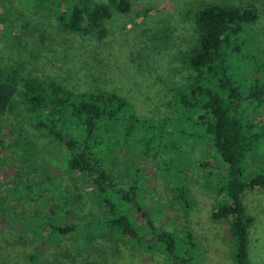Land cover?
<instances>
[{"label":"rangeland","instance_id":"1","mask_svg":"<svg viewBox=\"0 0 264 264\" xmlns=\"http://www.w3.org/2000/svg\"><path fill=\"white\" fill-rule=\"evenodd\" d=\"M89 1L108 3V0ZM68 2L0 0V78L5 72H18L23 78L36 75L51 79L74 92L113 91L127 99L128 108L138 118L148 119L146 127L142 128L139 141L129 140L131 148L125 150L124 160L121 162L113 157L104 169L115 177L125 176L128 184H134L135 177L139 178L138 203L159 231L166 230L177 237L191 232L195 246L189 253L192 258L189 263L233 264L227 227L211 219L213 207L224 201L217 191L222 168L217 153L205 135H195L199 131L188 123V114L184 113L181 128L173 125L156 131L157 128L151 126L177 119L174 108L178 107V102L173 90L194 74L182 64L181 55L195 45V16L206 5L245 4L257 8L258 21L240 37L239 42L231 43L232 47H238V51L226 50L225 64L228 75L241 89L248 88L252 78L255 80L263 76L264 0H130L128 13H119L111 8V18L104 22L107 36L100 40L96 33L81 35L61 29L57 17L67 10ZM256 71L262 73L256 75ZM17 90H21L20 84ZM173 96L177 105L173 102L170 106L168 102ZM15 100L17 106L12 118L21 123L38 153L44 156L46 148L52 150L51 147L57 146L60 153L54 151L55 154L67 155L65 145L33 129L32 120L23 112L22 96L16 94ZM251 113L264 130V107L258 113ZM181 129L183 134H176ZM3 130H6V125ZM11 157L10 164L14 168L5 166L0 172V200L5 195L1 193L3 190L11 187L12 182L19 183L17 173L26 184L45 180V176L30 174L25 167H21L18 154ZM44 163L42 172L48 174L52 182L60 181L64 188L63 201L67 203L61 201L57 204L59 222L68 226L74 216H92L95 222L105 221L99 197L88 182L82 184L71 178L61 166ZM243 167L244 180L264 168V146L249 156ZM207 172L210 173L209 179L204 177ZM167 183H172V187L186 186V198L190 205L184 210L179 200L169 193ZM241 200L245 213L254 219L248 230L250 264H264V189L245 192ZM45 201L57 203L45 190L34 196L30 208ZM2 210V213L6 211L5 208ZM9 225L13 226L15 234L4 221L0 222V264H26L25 250L31 253L35 246L18 244L17 224ZM105 230V233L111 234L106 227ZM108 234L104 235L105 238H113L97 239L88 248L69 238H61L51 248L39 242L36 246H42L40 248L44 253L41 256L45 263L55 260L62 264L169 263L158 245L150 250L141 248L134 251L118 241L116 230L112 231L111 237ZM2 239L19 246L16 252L8 249L4 260L2 250L8 243Z\"/></svg>","mask_w":264,"mask_h":264},{"label":"trees","instance_id":"2","mask_svg":"<svg viewBox=\"0 0 264 264\" xmlns=\"http://www.w3.org/2000/svg\"><path fill=\"white\" fill-rule=\"evenodd\" d=\"M111 8L119 13H128L131 2L108 0L105 5L89 0H69L67 10L59 13L57 22L63 31L81 35L96 33L100 40L107 36L104 22L111 18ZM258 19L259 12L254 5L212 3L200 9L195 16V45L181 55L182 64L194 74L173 90L178 102L176 109L173 106L177 119L151 126L157 128L156 131L173 125L181 128L184 113L188 114V123L199 131L195 135H205L217 153L222 166L217 191L224 201L213 207L211 219L227 227L233 264H250L248 230L254 219L245 213L242 195L264 189L263 167L258 173L243 179L246 160L264 146V130L251 113H258L264 107V72L260 79L252 78L248 88L241 89L227 73L225 51H238V47H232L231 43L239 42ZM256 73L260 75L262 71ZM18 84L20 91L17 90ZM16 94L22 96L23 112L32 120L33 129L65 145L67 155L55 154L54 151L60 153L57 146L51 147L52 150L46 148L44 156L38 153L21 123L12 118L17 106ZM174 98L168 105L176 103ZM128 105L127 99L113 91L74 92L51 79L36 75L23 78L18 72L2 74L0 172L5 166L14 168L10 162L13 160L11 156L16 153L21 167H25L30 174L45 176L43 181L40 179L26 184L17 173L19 183L12 182L11 187L1 192L5 195L0 200V222L10 226L14 234V228L9 224L16 223L17 243L35 246L31 253L25 250L26 264H62L58 260L45 263L41 256L44 251L40 247L47 244L51 248L61 238H69L88 248L97 239H112L113 230L118 232V241L129 245L131 250H150L158 245L162 247L161 253L169 261L168 264H193L189 263L192 259L189 253L195 246L191 232L177 237L166 230L159 231L138 203L139 178L135 177L134 184H128L125 176L115 177L104 169L113 157L121 162L124 160L125 150L131 148L130 139L139 141L142 138V128L146 127L148 119L138 118ZM5 125L6 130H3ZM147 126L150 130L151 127ZM183 132L181 129L176 134ZM43 162L48 166H61L80 183L88 182L99 197L105 221L95 222L92 216H74L68 226L59 222L57 204L64 202V188L60 181L52 182L51 177L42 172ZM209 175L207 172L204 177L209 179ZM167 185L169 193L179 200L183 210L190 205L186 198V186ZM45 190L57 203L45 201L30 208L34 196ZM3 208L6 209L4 213ZM68 211L65 212L71 213ZM137 214L140 215L137 217ZM105 227L111 234L105 233ZM107 234L110 239L105 238ZM2 241L8 243L2 250L4 260L8 249L16 252L19 246H14L12 241L7 242V239ZM37 242L42 246H36Z\"/></svg>","mask_w":264,"mask_h":264}]
</instances>
